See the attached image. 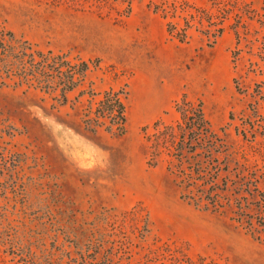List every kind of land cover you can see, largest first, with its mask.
I'll use <instances>...</instances> for the list:
<instances>
[{"label": "rangeland", "instance_id": "374dc122", "mask_svg": "<svg viewBox=\"0 0 264 264\" xmlns=\"http://www.w3.org/2000/svg\"><path fill=\"white\" fill-rule=\"evenodd\" d=\"M157 50L183 92L135 122ZM181 170L257 198L219 214ZM262 197L264 0H0V264H264Z\"/></svg>", "mask_w": 264, "mask_h": 264}, {"label": "crops", "instance_id": "0c3cea01", "mask_svg": "<svg viewBox=\"0 0 264 264\" xmlns=\"http://www.w3.org/2000/svg\"><path fill=\"white\" fill-rule=\"evenodd\" d=\"M141 59L147 61L144 54ZM153 60L157 62L135 67L132 93L140 99L132 111L135 122L159 115L183 92L187 72L179 69L174 53L157 50Z\"/></svg>", "mask_w": 264, "mask_h": 264}, {"label": "trees", "instance_id": "16d2710c", "mask_svg": "<svg viewBox=\"0 0 264 264\" xmlns=\"http://www.w3.org/2000/svg\"><path fill=\"white\" fill-rule=\"evenodd\" d=\"M184 100H185V98L182 97L183 103H184ZM105 109H107L108 112H110L112 114L113 119H116V118H119L121 120L123 119V105L120 101H118V99H116L115 102L107 105ZM179 138L180 139H178L177 136L172 135V138L170 140H168V142H170V144L168 145L169 148L173 147L176 150H181L182 149V143H183V140L185 137L182 134V135H179ZM165 141L166 140H164L163 143L167 144V142H165ZM191 171L192 170H190V172L182 171V175L184 177V181L187 182L188 186L192 187L188 197L196 205H199L203 201H206L208 203H212L214 205H217V207L213 210L214 212L225 215L228 212L232 211V209H233V203L232 202L234 200L239 199L235 195V193H236L235 191L246 192L249 195H252V197L257 198L256 194L255 193L253 194L250 191L251 190L259 191L258 187H259V183L261 182L259 178H256L253 176L255 178V179H253V182H252L253 189L243 187V184L245 183L244 177L238 178V180L241 181L240 186L239 187L234 186L232 188L233 192L228 195L227 193H224V191L226 190L227 181H224V187H219L217 185L216 176H212V175H210L209 177L197 176V175L195 176V175H193V173ZM233 183H235V182H233ZM245 184L249 185V182H247ZM236 188H237V190H236ZM223 201L225 204L221 203ZM260 202H263V204H264V197L257 199L258 204H257L256 209L260 210V207H259ZM239 204H240V201H239ZM224 205H226L227 207H224ZM203 209L207 210V207H204ZM250 210H252V209L250 208ZM233 212H235V211H233ZM240 214H243V213H240ZM249 224H250V229L253 228L254 230H257V227H254L252 225V223H249Z\"/></svg>", "mask_w": 264, "mask_h": 264}]
</instances>
